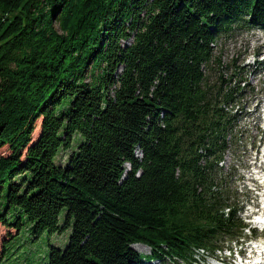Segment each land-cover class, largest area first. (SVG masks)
I'll return each mask as SVG.
<instances>
[{
	"label": "trees",
	"instance_id": "1",
	"mask_svg": "<svg viewBox=\"0 0 264 264\" xmlns=\"http://www.w3.org/2000/svg\"><path fill=\"white\" fill-rule=\"evenodd\" d=\"M254 28L264 0H0L6 243L70 229L38 264H193L238 239L220 164L244 78L214 48Z\"/></svg>",
	"mask_w": 264,
	"mask_h": 264
},
{
	"label": "rangeland",
	"instance_id": "2",
	"mask_svg": "<svg viewBox=\"0 0 264 264\" xmlns=\"http://www.w3.org/2000/svg\"><path fill=\"white\" fill-rule=\"evenodd\" d=\"M214 49L216 61L220 63L224 76L229 77L234 72L241 71L244 78L243 81H240L239 77L233 79L232 85L239 82V87L243 90V93L232 110V112H237L239 117L232 133L233 139L220 164L223 175L230 176L228 178V188L236 196V200L231 199V201H236L238 208L249 199V193L242 188L239 182L242 178L240 175L245 172V168L250 167V162L255 161L252 159L253 152L259 146L264 147V131L261 129L262 123L259 111L264 101V69L262 68V72L256 73L257 69L263 66V64L257 65V63L264 57V30L254 28L250 31L244 29L232 31L219 39ZM239 107L242 111L238 109ZM40 123L41 118H38L34 123L31 135L33 141L40 133ZM0 152L3 155L9 154L6 146ZM252 166L254 165L252 164ZM16 232L17 230L14 228L3 226L0 223V254L3 252V245L5 249L3 264H38L37 262L41 257H45L50 246L58 248L66 246L70 229L52 235L45 232L41 237L32 241L30 236L24 230H21L19 238L15 239V237L10 241L11 243H6ZM249 234L247 230L243 231L240 236L242 239L236 241L241 243L243 239L249 238ZM252 238L264 240V233L252 232ZM234 242V239H223L220 245L222 248H231ZM133 249L142 255L150 253V250L146 247L133 246ZM206 254L211 257L213 255L218 256L219 253L215 251L213 255L211 252ZM227 254L226 251L221 252L223 256ZM194 258L196 264H199V259H204L201 256H194ZM152 264L158 263L154 262ZM163 264L171 263L165 261ZM176 264L184 263L178 261Z\"/></svg>",
	"mask_w": 264,
	"mask_h": 264
},
{
	"label": "bare ground",
	"instance_id": "3",
	"mask_svg": "<svg viewBox=\"0 0 264 264\" xmlns=\"http://www.w3.org/2000/svg\"><path fill=\"white\" fill-rule=\"evenodd\" d=\"M259 54V53H258ZM261 64H263V66L262 67H264V57H263V59H261L260 60V62L259 63H257V65H261ZM260 68V67H259ZM258 68V69H259ZM258 108V107H257ZM263 219L261 218V219H258V221L261 223V222H263L262 221ZM139 247H141V248H145V247H143V246H139ZM260 248H262L263 250H264V246H262V247H260ZM202 252V251H201ZM148 264H151V263H148Z\"/></svg>",
	"mask_w": 264,
	"mask_h": 264
}]
</instances>
